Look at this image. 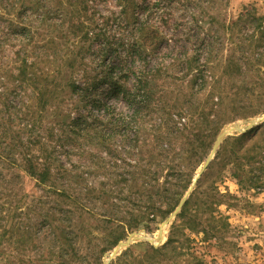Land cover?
<instances>
[{
    "label": "trees",
    "instance_id": "obj_1",
    "mask_svg": "<svg viewBox=\"0 0 264 264\" xmlns=\"http://www.w3.org/2000/svg\"><path fill=\"white\" fill-rule=\"evenodd\" d=\"M88 1L0 0V10L4 16L16 15L19 20H10L7 30L0 31L4 33L2 43L12 42L10 37L15 34L12 45L18 48L14 52L13 61L0 65V246L5 245L2 242L9 241L16 245L15 249L18 251L13 256L0 250V264H88V256L94 257L101 264L104 254L112 250L128 232L144 227L150 230L152 224L165 220L178 208L194 183L198 167L212 149L218 131L227 123L218 122L220 124L215 129L208 125L212 140L208 144L206 156L199 159L196 158L197 146L192 139L193 130H179L168 123L165 131L162 126L157 129L156 142H152L151 146L147 142L144 144L143 148L149 157L142 156L136 164L127 163L130 168H125L124 171L118 170L121 165L116 161L112 165L99 153L86 149V145H98L101 151L106 150L115 155L117 150L112 148L113 136L115 137L113 133L122 128L133 127L140 116L139 107L150 105V99H154L151 83L159 72L158 69L147 70L142 65L140 68L136 67L135 71L122 72L117 78L112 71L106 73L104 81L110 85V93L115 97L123 94L129 102L137 104L138 109L131 118L119 117L114 120L109 113L107 117L101 115L90 120L92 80L81 86L73 79H60L62 68L54 65L56 52H51L54 47L56 50L58 40L68 33H75L72 27H64L67 21L64 17L71 20L73 15L82 14ZM117 2L125 13L140 7L139 0ZM145 9L149 10V15L155 13L148 7ZM57 15L62 19L51 22V16ZM194 20L196 24H201L196 16ZM140 25L142 36L140 32L139 37L133 38L128 49L129 57H134L136 52L143 54L147 26ZM151 30L157 34L159 27ZM221 30L227 34L228 47L225 63L221 65L222 72L216 76L209 70V66L215 62L213 56H207L203 63L198 62L194 84L199 79L210 78L215 86L223 87V92H226L225 86H228L235 96L254 95L257 88H263L262 93L258 92L257 98L264 103V9L255 1L245 4L236 19L221 24ZM189 58H195L196 62L198 57L193 55ZM47 62L49 66H43ZM135 73L136 82L130 88L124 80ZM99 83L100 80L96 81L94 86ZM14 95L18 96L16 100ZM223 97H218L220 107L224 106ZM231 102L236 103L237 109L245 107L244 102L238 101L237 104L236 98ZM104 105L110 112L111 107ZM49 106L56 107L48 112ZM81 108L85 109L84 114L81 113ZM73 112L79 116L75 118L72 116ZM262 112L264 113V108L257 113ZM199 126L201 132L202 125ZM257 129L233 137V143L227 139V146H223L218 153L219 156L224 149L223 156H228L226 165L230 176L240 179L242 188H257L264 184V133L256 132ZM133 131L136 136L134 142L139 143L138 129L134 128ZM188 136L190 138L187 141ZM176 139L189 145L184 150L193 154L190 158L174 149L172 140ZM167 140L171 142L168 143ZM198 142L205 147L206 144L200 137ZM75 144L84 149L76 154L87 157L93 169L89 164V169L75 174L79 173L77 166L70 163L67 166L62 162L63 154L67 158L73 154V148L68 149L67 145ZM100 173L105 175L106 180L101 182L100 191L94 198L102 200V209L96 208L82 197L83 193H86L87 196L84 197L87 198L96 192L92 186L86 184L77 192L82 182L93 174L98 176ZM27 180L34 181L35 186L45 190L48 197L54 194L63 199L62 202L58 199L55 206H52L53 209L56 208L59 217H54L51 210L38 214L40 218L33 223L18 219L17 205L23 198L15 205L13 202ZM205 194L201 177L177 215L169 240L160 248L150 246V250L140 256L127 252L119 259L118 264H134L135 260L137 264H166L170 260V252L174 253L177 260L183 261L182 257L191 255L195 264H204V257L198 254L197 249L191 251L186 248V241L190 237L186 235L185 229L205 234V240L221 233L215 223L222 222L223 219L218 220L213 208L221 201H215V193L210 201L206 200L208 195L206 197ZM41 200L37 202L39 206L41 202L45 204L43 197ZM62 203L67 206L64 207ZM223 225L225 229L228 226L227 223ZM181 230L184 231L182 236ZM99 238L104 243L106 241L103 246H99ZM43 240H48L46 248L42 246ZM27 244L28 247L31 244L34 247L42 246L41 249L44 248L45 252H36L34 256L29 254L25 262L23 249Z\"/></svg>",
    "mask_w": 264,
    "mask_h": 264
},
{
    "label": "rangeland",
    "instance_id": "obj_2",
    "mask_svg": "<svg viewBox=\"0 0 264 264\" xmlns=\"http://www.w3.org/2000/svg\"><path fill=\"white\" fill-rule=\"evenodd\" d=\"M253 1L264 9V0H139L140 7H135L125 13L121 10L117 0H89L87 8L82 14L73 15L71 20L69 17H64L67 20L64 27L68 29L72 27V31L75 33H68L66 37L58 40L56 50L55 47L51 49V52H56L57 57L54 65H60L62 68V74L59 75L60 79H73L81 86H84L86 81L92 80L90 120L101 115L107 117L109 113L114 120L119 117L131 118L138 109L137 104L129 102L123 94L115 97L110 93L111 87L104 81L106 73L112 71L113 76L117 78L122 72L135 71L136 67L140 68L142 65L146 66L147 70L158 69L159 72L155 74L151 83L154 99H150V105L139 107L140 116L133 127L122 128L117 133H113L115 137L113 136L112 148L117 150L115 155L109 154L106 150L101 151L98 145L91 147L86 145V149L95 154L99 153L112 165L115 161L119 163L121 165L118 168L119 171L130 168L127 163L136 164L143 158L142 156H148L143 146L146 142L150 146L152 142H156V132L160 126H162L163 131L167 129V123L179 130L191 128L194 132L193 143L197 146L198 157L196 158L199 159L208 153V144L212 140L208 125L215 129L216 125L220 124L218 122H227L218 131L212 149L206 160L198 167L195 176L196 179L198 174L202 172L205 195L206 197L208 195L206 200L210 201L211 196L215 193V201H221L217 207L216 205L213 207L215 208L214 215L218 220L223 219L222 222L215 223L221 233L213 235L210 240H205V234L185 229L186 235L190 237V240L186 241L187 244L185 243L186 248L191 251L197 249L198 254L204 257V264H264V184L257 188H242L240 179L230 176L226 165L228 156L227 154L223 156L224 149L218 156L222 147L227 146V139L233 143V137L247 134L259 127L256 132L264 133V122L245 132L233 131L227 134L215 154L212 155L215 143L226 127L232 124L247 126L250 120L264 116L263 112L257 113L264 108V103L257 98L258 92L262 93L263 88H257L255 90L256 95L240 94L235 96L228 86H225L226 92H223V87L215 86L210 78L199 79L195 84L193 81L198 62L203 63L207 56H213L212 59L215 62L209 66V70L219 76L222 72L221 65L225 63L227 57L228 48L227 34L223 30L220 31L221 24L236 19L243 6ZM145 7L155 13L149 15V10ZM195 16L201 23L200 25L196 24ZM61 19L62 17L58 15L51 16V22H59ZM10 20L19 22L16 15L4 16L0 10V31L7 30V26L11 23ZM82 22L83 24H81ZM140 24L147 26L144 35V39L147 41L143 54L136 52L134 57H129L128 49L131 47L133 38L136 39L140 36L142 30ZM157 26L159 32L157 34L152 33L151 28H158ZM40 31L44 30L40 29ZM3 36L2 31L0 32V65L13 61L14 52L18 49L17 46L12 45L15 34L10 37L12 42L2 43ZM194 51L197 52V55ZM193 55L198 57L196 62H194L195 58H189ZM48 63H44L43 66L48 67ZM136 74L124 80L127 81L130 88L136 82ZM99 80L101 83L94 86V83ZM220 95L224 96V106L222 107L219 106L221 101L218 97ZM17 97L14 95V100ZM234 98H236L237 104L238 101L244 102L243 106L245 107L237 109L236 103L232 104L231 102ZM104 104L111 107L110 112ZM55 107L49 106L48 112H52ZM81 113H85L84 108H81ZM72 116L77 118L79 114L73 112ZM235 117L238 118L231 121ZM199 125H202L203 130L201 132H199ZM134 128L138 129L139 143L134 142L136 139V136L133 135ZM108 132H111V129H108ZM199 137L205 142V147L198 142ZM186 138L188 141L190 137ZM167 142L169 143L171 140H167ZM172 143H174V149L177 152H182L188 158L193 155L184 150L189 148V145L183 144L181 139L172 140ZM81 147L78 144L67 145L68 149L73 148V154L70 158H67L63 154L64 152L62 153L64 164L68 166L70 163L79 168V173L75 172V174H80L87 168L89 169V164L91 169L94 168L87 157L83 158L82 155L76 154L84 150ZM210 157L209 165L203 170ZM104 176L101 173L98 176L93 174L87 181L82 182L77 190L78 192L79 188L86 184L92 186L96 192H93L92 189L91 196L86 198L84 197L87 196L86 193H83L82 197L98 209H102V200H97L94 197L100 191L101 182L106 180ZM19 194L13 202L15 205L20 198H23L17 205L18 219L26 223H33L40 218L38 214L51 210L55 214L54 217H59L56 208L53 209L52 206H55L58 199L60 202L63 199L55 197L54 194L48 197L47 192L36 187L34 181L27 180L23 184L22 190H19ZM39 195L45 201V204L41 202L40 206L37 203L42 201ZM61 205L67 206L66 203ZM170 215L165 220L152 224L150 230L144 227L128 232L112 250L104 254L101 264H118L119 259L127 252L140 256L150 250V246L155 248L163 246L169 240L173 224L177 219L176 216L166 223L165 221ZM224 223L228 224L226 229ZM183 230L180 232L181 236L184 234ZM133 233H140L142 238L117 251L119 244L127 241ZM97 242L99 246L106 243L102 238H99ZM2 243L5 245H1L0 250L13 256L17 254L18 250L15 249L14 243L10 244L9 241ZM47 244L48 240H43L42 246L44 248ZM39 245L34 247L31 244L28 247L27 244L26 248L23 247L25 262H27L29 254L34 256L36 252L38 254L45 252L44 248L41 249L42 246ZM168 257L170 260L168 259L166 264H195L191 255L182 257L183 261L177 260L173 252H170ZM88 259V264H99L94 257L88 256ZM134 264H137L136 260Z\"/></svg>",
    "mask_w": 264,
    "mask_h": 264
},
{
    "label": "water",
    "instance_id": "obj_3",
    "mask_svg": "<svg viewBox=\"0 0 264 264\" xmlns=\"http://www.w3.org/2000/svg\"><path fill=\"white\" fill-rule=\"evenodd\" d=\"M262 122H264V116L261 117V118H257V119H252L248 122V125L247 126H240L239 124H232L228 127H226L222 132L221 134L219 135V138L218 140L216 141L215 143V146L213 148V152H212V155L215 154V152L217 151L218 147L220 146V143L222 142V140L225 138V136L233 131H239V132H245L246 130L252 128L253 126H256L258 124H261ZM211 161V157L207 160L206 164H205V167L203 168V170L209 165ZM201 174H198V176L196 177V179L194 180V183L192 184L191 188L189 189V191L187 192V194L184 196V198L182 199L180 205L178 206V208L170 215V217L167 219V221H165L166 223L169 222V220L173 219L174 217H176L183 205L185 204V202L187 201L190 193L194 190L199 178L201 177ZM162 232V230H161ZM141 235L140 233H133L130 235V237L128 238L127 241L125 242H121L117 248V251H119L120 249L124 248V247H127L129 246L133 241H136V240H139L141 239Z\"/></svg>",
    "mask_w": 264,
    "mask_h": 264
}]
</instances>
